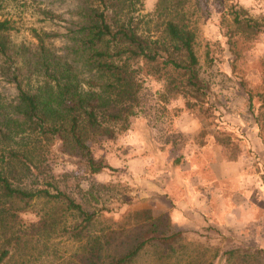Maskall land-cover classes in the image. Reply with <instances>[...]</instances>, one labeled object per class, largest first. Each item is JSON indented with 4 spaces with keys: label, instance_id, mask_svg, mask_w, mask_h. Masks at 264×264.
Masks as SVG:
<instances>
[{
    "label": "trees",
    "instance_id": "16d2710c",
    "mask_svg": "<svg viewBox=\"0 0 264 264\" xmlns=\"http://www.w3.org/2000/svg\"><path fill=\"white\" fill-rule=\"evenodd\" d=\"M75 1L67 54L50 44L57 36L35 28L34 45L15 46L12 20H0V77L17 92L10 103L0 96V264L61 260L60 240L77 245L60 264H135L148 252L151 264L185 258L187 234L196 232L177 229L165 214L142 211L129 214L124 223L103 224L105 206L78 203L45 178L44 166L51 148L60 144L83 158L88 175L114 171L93 146L115 140L117 129L130 130L149 78L163 82L165 102L182 98L192 113L209 103L210 86L196 51L197 12L207 11L208 0H158L146 15L137 9L138 0ZM229 14V43L235 34L264 35V16L251 17L237 5ZM249 109L262 139L264 113L256 111L252 97ZM217 142L228 155L232 142ZM26 212L36 221H26ZM123 236L128 240L119 242ZM199 252L189 257L190 264L264 259L263 250L247 246L223 250L219 244L211 258L208 250Z\"/></svg>",
    "mask_w": 264,
    "mask_h": 264
},
{
    "label": "rangeland",
    "instance_id": "374dc122",
    "mask_svg": "<svg viewBox=\"0 0 264 264\" xmlns=\"http://www.w3.org/2000/svg\"><path fill=\"white\" fill-rule=\"evenodd\" d=\"M138 2L140 14L146 15L154 11L158 0ZM232 5L245 8L251 17L264 16V0H208L207 11L197 12L196 51L202 77L210 86L208 104L192 113L182 98L165 102L163 82L149 78L130 130L117 129L115 140L101 139L93 146L95 155L106 158L114 171L88 175L83 158L60 144L51 148L44 166L45 178L54 180L78 203L105 206L103 224H121L129 214L142 211L165 214L177 229L196 232L187 234L186 257L167 264H190V256L199 250H208L207 258H211L219 244L223 250L247 246L264 251V191L258 187H264V157L254 145L257 138L264 145V131L262 140L249 109L252 97L256 111L264 113V35L235 34L229 43L225 35ZM76 6L75 0H0V20H12L15 46L34 45L35 28L57 36L50 44L58 54H67ZM16 94V86L0 77L3 100L10 103ZM219 138L232 142L226 156ZM235 151L239 154L230 162V176H217L212 166L219 159L229 162ZM219 171L227 173L223 168ZM23 218L36 221L32 212ZM57 244L65 255L59 256L61 260L42 259L36 264L63 263L77 248L65 240ZM151 262L148 252L135 264ZM251 264H264V259Z\"/></svg>",
    "mask_w": 264,
    "mask_h": 264
},
{
    "label": "crops",
    "instance_id": "0c3cea01",
    "mask_svg": "<svg viewBox=\"0 0 264 264\" xmlns=\"http://www.w3.org/2000/svg\"><path fill=\"white\" fill-rule=\"evenodd\" d=\"M254 145L257 146L259 154H261L264 157V145H263L262 141L259 138H257V139H255ZM230 165H231L230 162H225L224 160L219 159L217 164L212 166L213 167L212 169L217 174V176H224V175L230 176V174L228 172L230 171V169L233 168V166H230ZM221 168H223L224 170H227V173H225V172L220 173L219 169H221ZM243 180L246 181V178H243ZM249 181H250V178H249V175H247V186L249 184ZM258 187H260V189L264 191V187L261 184L258 185ZM229 216H230V214H227L228 219H233V220L235 219L234 216L232 218H230Z\"/></svg>",
    "mask_w": 264,
    "mask_h": 264
}]
</instances>
